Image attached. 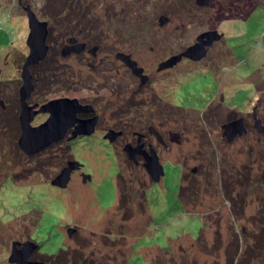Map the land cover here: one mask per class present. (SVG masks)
Instances as JSON below:
<instances>
[{"label": "rangeland", "instance_id": "374dc122", "mask_svg": "<svg viewBox=\"0 0 264 264\" xmlns=\"http://www.w3.org/2000/svg\"><path fill=\"white\" fill-rule=\"evenodd\" d=\"M178 1L0 0V264H14L8 260L12 241L24 242L32 237L40 246L29 259L43 258L44 264H54L53 261L81 264L78 262L83 254L98 264H231L227 251L234 249L236 239L239 240L238 232L232 230L234 225H238L237 229L243 225L245 234L240 236L242 243L237 259L246 257L252 264H264V228L260 227L264 226V138L257 143L259 135L253 131L248 117L243 120L248 132L232 143L222 135L221 127L234 117L254 113L252 103L256 102V97L264 96V83L260 79L264 76V0H207L206 5L181 0V8H174ZM27 4L39 20H46L52 27L46 40L49 46L46 57L30 66L35 82V89L28 98L30 105L58 97L84 99L93 96L92 93L104 94L106 90L101 88L107 70L113 73L118 68V79L129 81V71L115 59L117 51L127 52L139 66L151 71L194 43L199 33L216 28L223 34L206 56L198 60L189 58L193 62H177L173 69L177 72L196 70L207 66L208 61L214 64L216 61L220 71L215 74L216 81L205 77L195 83L199 91L193 97H180L179 80L172 84L175 90L168 89L177 94L176 105L196 109H188V113H181L180 117L175 114L178 120L173 127L184 133L182 146L174 145L172 150L155 147L164 168L159 182L151 180L141 163L130 166L121 148L112 152L97 135L74 143L71 146L73 158L69 157V160L79 161L84 168L82 173L92 179L83 181L82 174H73L66 189L50 183L65 165V162L53 163L62 154L55 155L58 147L64 148L62 142H58L59 146L58 143L51 145L52 151L46 154L41 151L30 156L19 151L20 73L29 53L26 44L29 28L23 9ZM126 9L130 10L127 14ZM128 16L142 20L147 31L132 38L124 34L128 29ZM70 36L85 43L91 55L92 46H97L94 54L98 59L110 53L114 61L96 71V79H89L86 63L80 64L77 60V56L83 54H61L64 39ZM90 54H87L89 59ZM202 59L204 61L194 63ZM183 72L177 75L184 76ZM172 82L173 79L160 80L159 85ZM252 84L258 89L255 94ZM215 85L218 87L212 100L214 116H217L207 122L203 108L200 109V98L206 101L211 94L209 90ZM95 89L98 92H94ZM221 92L224 97L220 101ZM120 100L123 102V96ZM111 102L100 100L103 105ZM116 106L107 105V111L113 113L108 121L110 125L121 108L120 104ZM47 116V113H38L32 125L40 124ZM186 117L199 121L195 127L185 126ZM109 124L107 120L104 122L105 127ZM15 125L18 126L16 139L13 137ZM209 154L217 164L215 189L202 188L203 174L198 168L194 175L197 184L192 186L194 192L184 189L179 194L183 171L192 175L191 167L209 160ZM119 167L124 178L118 181ZM248 168L250 179L246 180L245 169ZM133 176L143 181V186L138 180L134 182L137 192L131 197L133 211L126 218L118 215L121 212L116 207L104 212L102 208H109L117 198L116 183L121 189L123 179L130 180ZM252 179L260 186L258 192L249 185ZM143 187L147 207L140 203L142 194L138 190ZM240 206L242 210L238 213ZM70 228L75 231L69 234ZM256 236L261 237L258 249L247 246ZM59 245L63 249L55 254L42 253L53 252Z\"/></svg>", "mask_w": 264, "mask_h": 264}, {"label": "flooded vegetation", "instance_id": "af4514ba", "mask_svg": "<svg viewBox=\"0 0 264 264\" xmlns=\"http://www.w3.org/2000/svg\"><path fill=\"white\" fill-rule=\"evenodd\" d=\"M215 43L217 42L214 41L213 45ZM212 48L213 46L207 51L206 55L208 54L210 50H212ZM84 52H86V54H84ZM89 52L90 51H88V49H84L80 53V54H83L82 56L76 55L77 60L80 64L86 63V67L88 68V71L86 72V74L88 78L91 79L93 77L92 79L94 78L96 79V77H94L95 72L102 69L103 67L105 69V67H107L106 64L114 61V59L111 58L112 56L110 53L105 54L104 58L98 59L96 57V54L93 53L91 55ZM87 54H90V57H91L90 59ZM73 55L74 53L73 54L71 53V55L69 56H73ZM115 59L119 64L124 66L129 71V81L126 79H122V80L118 79V77L120 76L118 68H116L113 73L112 71L107 70V77L105 81H103V84H102L103 87L101 88V89L104 88V90H106L104 94L103 93L102 94L92 93L93 96L89 98H84V99L74 96L78 98L81 104L92 105L94 109V111L80 112L77 114V116L79 118L84 119V118H88L93 115H98V121L95 125V130L91 135H89L90 137L97 135L99 137L104 138L103 136L109 129L121 131V134L118 135L112 142H109L107 139H104V143L107 144L112 149V152L114 153L116 152V150L122 149V151L124 152L126 156V160L130 166H133L132 164L136 166L141 163L142 166L144 167L143 155H137L136 156L137 161L134 162L133 160L128 158L127 153L124 151V145L126 143H131L133 146H135L137 143H142V147L147 151H149L150 146H152L154 149L155 147L156 148L163 147L165 149H171V150L174 148L173 147L174 145L182 146V143H181L182 136L181 135L183 132L182 130L176 131L175 128L173 127L175 123L174 118L176 114L175 113L176 112L175 110V106H176L175 95L176 94L172 90H175L176 86L172 84H175L176 79L180 80L181 83H187L186 86L184 85V87L182 86V88H178L179 92L184 93V94L186 93L185 95H189L193 97L195 96L196 92L199 91L198 89L199 86L198 84L196 85L195 83L199 82L201 79H203V77H208L209 79H212V80L214 79L215 81L217 80L215 74L216 72H218L219 66L216 64V61H215V64L213 61H208L209 64L205 67H200L199 69L197 68L196 70H191V68L188 70H185L183 72L184 76L170 75L171 68H173L176 65L165 67L162 69H158L159 65H157V67L155 68L153 67L151 71L141 66L143 68V74L147 75V81L145 83H140V76L133 74L131 69L128 68L125 65V63L121 61L119 58L115 57ZM202 61L204 60L202 59L194 63H198ZM179 62H193V61H191L187 57H182L180 61H178V63ZM77 70H78V74H80L79 66L77 67ZM170 79H173V82L171 83V85L169 84H165L164 86L159 85L160 80L165 81V80H170ZM260 79H262V82L264 83V76L261 77ZM252 85H253L254 94H255L256 90L258 89H256L257 88L256 84H252ZM217 87L218 85H215L213 90H209L212 93L210 94L208 99L205 101L206 104L204 102V104H202L201 106V110L203 108V113L205 112L204 115L206 114L210 115L215 112V109L213 108L212 95L216 92ZM169 88H173V89L168 90ZM94 92H98V90L95 89ZM102 95L104 97H102ZM122 96L124 99L123 102H121L120 100V97ZM223 97H224L223 93L221 92L220 97H219L220 101L223 100ZM113 98H114V101L107 105H110V104L114 105L118 103L117 106H119L120 104L121 108L118 109V114H117V117L115 118V121L110 125L108 121H110V119L113 118V113H110L111 110L107 111V105H105V103L107 101H112ZM100 100L105 101L104 105L100 103ZM252 107H254L256 110V117H258L261 120L262 124L264 125V96L256 97V102L252 103L251 108ZM190 109H196V108L190 107ZM179 111H181L182 114L188 113V109L186 108L179 109ZM247 113L248 114L246 116H242L243 120L245 122V119L247 117L249 118V121L252 122L253 127H254L253 131L257 135H259L256 141L257 143H261L264 138V134H260L256 131L255 126H254V118H253L254 116H253L252 111L247 112ZM237 117H234L232 119H235ZM189 119L185 120L184 122L185 126L190 124L192 126L194 125L195 127L197 125L196 124L197 122L195 120H191V119L189 120ZM104 120L105 121L107 120V124H109V126L105 127ZM147 120L151 121L152 123H150ZM209 121H212V120H209ZM18 125H19V122H18ZM151 126L156 130L155 131L152 130ZM170 132H178L181 138L180 142L171 140ZM247 132H248V128H247ZM70 133H71V129H69L68 134L64 139L67 142H69L68 136H70ZM242 136L235 137V139L232 142H234L237 139L242 138ZM85 138H87L85 135L83 136L78 135L73 140L76 141V140L85 139ZM215 164L216 162H214L213 160H207L206 162L203 161L200 165L199 163L196 165H193L190 169V172L192 175H190L189 173L184 174V171H183L182 174L185 180L183 181V178L181 180V185L179 186V189H178L179 194L182 193L184 189H187L190 192H194V189L192 186L194 184H197V180L194 179V175L196 174L198 168L201 169L202 174H203V179L201 180L202 188L209 189V190L213 188L215 189V184L218 181V178L215 176V171H214ZM193 167H195L196 169L193 170ZM83 170H84L83 166L80 165L77 169L72 171L71 177L73 174H77V173L83 174L82 173ZM212 170L213 172H210ZM91 179L87 181H90ZM112 208H114V206ZM106 210H109V209H104L103 211H106ZM237 226L238 225H234L232 230L237 228ZM38 259L40 260V258Z\"/></svg>", "mask_w": 264, "mask_h": 264}, {"label": "water", "instance_id": "95a60500", "mask_svg": "<svg viewBox=\"0 0 264 264\" xmlns=\"http://www.w3.org/2000/svg\"><path fill=\"white\" fill-rule=\"evenodd\" d=\"M196 3L206 5L207 0H196ZM23 9L26 11L29 28L26 38L29 53L24 59L20 73L22 81L19 88L20 112L18 119L20 134L17 139V146L22 153L32 156L64 140L69 129H71V133L68 139H75L78 135H91L95 130L98 115H93L84 119L79 118L77 116L78 113L94 111V109L92 105L81 104L76 97H58L50 99L40 105L37 103L30 105L28 103V98L35 89L30 66L37 65L46 57L49 50V46L46 43L49 29L48 22L46 20H39L29 4L23 6ZM222 36L223 34L218 32L216 28L199 33L194 43L187 46L183 51L171 55L162 61L158 69L173 66L182 57H187L192 60L203 58L207 51L213 46L214 41L220 40ZM66 41L67 42L62 46L63 50L61 54L63 56L69 53L71 54L72 52L79 54L85 49V43L78 42L73 36L68 37ZM96 49L97 46H92L91 52L94 53ZM116 57L123 61L125 65L131 69L133 74L140 76V83H145L147 81V75L143 74V68L131 58L130 54L117 52ZM38 113H48V116L45 121L40 124L32 125V120ZM253 116L256 131L260 134L264 133V125L261 120L256 117L255 109ZM221 127L223 129L222 135L227 139V142H232L235 137L242 136L247 132L243 117L223 123ZM120 134L121 131L109 129L103 137L112 142ZM170 139L180 142V134L178 132H172L170 133ZM124 151L127 153L128 158L134 162L137 161V155H143L144 167L153 182H158L164 175V168L157 152L152 146H150L149 151H147L142 147V143H137L135 146L131 143H126L124 145ZM79 166L80 162L76 160L66 161V164L50 181L51 185L62 189L66 188L71 179L72 171ZM195 169L196 168L193 167V170ZM82 175L83 181L91 178L89 174L83 173ZM68 231L70 234L71 231L73 232L75 230H71L70 228ZM37 247V244L30 240L24 242L14 240L11 244V252L8 260L10 263L14 264H44V262L29 259L30 255Z\"/></svg>", "mask_w": 264, "mask_h": 264}, {"label": "trees", "instance_id": "16d2710c", "mask_svg": "<svg viewBox=\"0 0 264 264\" xmlns=\"http://www.w3.org/2000/svg\"><path fill=\"white\" fill-rule=\"evenodd\" d=\"M45 1H48V0H45ZM182 1L181 0H179L178 2H175L176 3V5H174V8L175 7H179V8H181V6L179 5L180 3H181ZM195 2H196V0H195ZM197 4V3H196ZM54 5V4H53ZM257 7V6H256ZM259 8H261V6H259ZM168 11V10H167ZM166 10H164L163 12H167ZM254 11V10H253ZM253 11H251V12H249V15L247 16V19H249L250 17H251V15H252V13H253ZM130 12V10H128V9H126L125 10V13L127 14V13H129ZM95 13V12H94ZM93 13V14H94ZM97 13H95L94 15H96ZM259 15H261V14H259ZM194 17H196V16H194ZM96 19V18H95ZM95 19H94V21H95ZM98 19V18H97ZM127 19H129V22L128 23H126V28H128L127 30H124L123 32H124V34H127L128 33V35H130V37L132 38V37H139L141 34H143V32H146L147 30L146 29H144V27L145 26H143L142 25V20L140 21H137L139 18H136V19H134V18H132V16H128L127 17ZM49 25V24H48ZM49 28H51L52 29V27L51 26H48V29ZM51 29H49V30H51ZM117 35V34H116ZM75 38L77 39V37L75 36ZM66 39H67V37L64 39V44H65V42H66ZM137 40H139L138 38H136ZM47 40V39H46ZM46 43H47V41H46ZM113 43H115L114 41H113ZM113 43L111 44V45H113ZM95 46V45H94ZM90 50V49H89ZM117 52H122V51H117ZM117 52H115V57H116V53ZM125 53H127V52H125ZM176 66H177V64H175ZM176 66H174L173 68H171V70H170V72H171V74L170 75H172V76H175V75H177V73H181V72H183L182 70L181 71H176V70H173L174 68H176ZM203 78H205V77H203ZM208 78V77H207ZM36 80V79H35ZM176 80H178V79H176ZM176 80H175V82H176ZM180 81V80H179ZM33 83H34V86H35V82H34V80H33ZM51 83H53V82H51ZM50 83V84H51ZM186 84L187 83H179V85L177 86V87H179V88H182V86L184 87V85L186 86ZM202 84H205V83H202ZM49 85V84H48ZM263 90V89H262ZM212 93V92H211ZM176 94V93H175ZM180 94V97H181V95L182 96H184L185 94L184 93H179ZM177 95V94H176ZM210 95H208V97H209ZM102 97H104L103 95H102ZM177 97V96H176ZM114 99V98H113ZM112 99V101H114ZM201 100V103L202 104H204V102H205V100H202V99H200ZM200 100H198V102L200 101ZM176 104V103H175ZM114 105H117V104H114ZM190 107H193V106H187V107H182V106H179V105H176L175 106V110H176V112L175 113H177V115H178V117H180V115H181V111H179V109L180 108H186V109H190ZM201 109V108H200ZM199 109V110H200ZM198 110V109H197ZM198 110V111H199ZM215 115V112L213 113V114H210V115H208V114H206V115H204V120H213L214 119V117H216V116H214ZM188 118H185V120H187ZM174 120H175V122H176V120H178V119H176V118H174ZM190 120V119H189ZM191 120H195L197 123H198V119L197 118H191ZM18 121V120H17ZM147 121H149V120H147ZM150 123H152L151 121H149ZM148 123V122H147ZM16 126L17 125H15V127L14 128H16ZM194 126V125H193ZM17 128H18V126H17ZM17 128H16V134H15V132H13L14 133V139H16L17 138V135H18V132H17ZM151 129L152 130H156V129H154L152 126H151ZM157 132V131H156ZM139 135H141V134H139ZM86 137H87V139H90V136L89 135H85ZM69 137V136H68ZM99 137V136H98ZM99 138H101L103 141H104V139L105 138H102V137H99ZM80 140H83V139H80ZM69 142H67L66 140H62V141H60V142H62V143H60V144H62L63 145V147L64 148H62V147H58V149H57V151L55 152V155H58V153L59 152H62V154H61V156H59L58 155V157L57 158H55L54 159V162L53 163H55V164H63V162H66L67 160H69V157L71 156L72 157V154H71V146L74 144V143H76L77 141H79V140H76V141H74L73 139H69L68 140ZM59 143L57 144V146H59L60 145ZM54 146H56V145H54ZM18 147V146H17ZM15 149H16V146H15ZM19 149V148H18ZM17 151V150H16ZM19 151H21L20 149H19ZM52 151V149L51 148H46L45 150H43V154H46V153H48V152H51ZM20 153V152H19ZM208 158H209V160H211V155L209 154V156H207ZM34 158H36V157H34ZM73 158V157H72ZM73 160V159H72ZM33 162L34 163H36V164H38V162L39 161H37L36 162V159H34L33 160ZM79 162V161H78ZM215 162V161H214ZM216 166H217V164H215V168H216ZM226 169H227V167H225ZM122 169L119 167L118 168V174H117V179H118V181L119 180H122L121 178L124 176L123 175V173H122V171H121ZM249 168L248 169H245V171H246V174H245V177H246V180H248V179H250V176H249ZM124 178V177H123ZM182 178H183V174H182V177H181V179H180V181L182 180ZM91 179V178H90ZM130 180H128V179H123V183H124V186L121 188V189H119V187H118V183H116V185H117V188H118V192H117V198H116V200H115V202H114V204L112 205V206H110L109 208H102V210H104V209H110V208H112L113 206L114 207H116L117 208V210L119 211V212H121L120 214H118V213H116V214H118V215H120L121 217L123 216V217H125L126 218V216L128 215V214H130L129 212L132 210V208H131V203H133L134 201H132V199H131V197L134 195V194H136V193H134V192H137L136 191V189H135V187H136V184L134 183V182H136V180H138L139 181V183L143 186V181L141 180V179H136L134 176L133 177H131V178H129ZM89 180V179H88ZM159 182V181H158ZM249 185H251L253 188H254V190H256V192H258L259 191V189L258 188H260V186L257 184V183H255V179H252L251 180V183H249ZM53 186V185H52ZM68 186V185H67ZM56 188H59V187H57V186H55ZM60 189V188H59ZM64 189H66V188H64ZM138 192L140 193V194H142V200L140 201V203H141V205H143V206H146L147 207V199H146V189L143 187L140 191L138 190ZM118 194H119V197H118ZM230 199L232 200V201H234L233 200V198H232V196H230ZM122 208V211H120L119 210V208ZM241 210H242V207L240 206V207H237V211H238V213H241ZM133 211V210H132ZM105 212V211H104ZM132 213V212H131ZM35 215H37V214H35ZM38 216H39V212H38V215H37V217H36V219L38 218ZM36 219H35V221H36ZM109 219V218H108ZM110 220H111V217H110ZM111 225V224H110ZM121 225H123V224H121ZM261 225V224H260ZM264 225V224H263ZM244 226L242 225V226H239V228L237 229V228H235L233 231H237L238 233V238H239V240L237 241V239H236V241H235V248L233 249V248H231V250L230 251H227V255H229V257H228V259H229V261L231 262V264H233L235 261H238L236 264H250L251 262L249 261V258H246V257H241L239 260L237 259V254H238V251H239V249H240V245H241V243H242V240H241V238H240V236H245V234H244V228H243ZM260 227H262V228H264V226H260ZM142 230V229H141ZM240 233V234H239ZM142 234V233H141ZM140 234V235H141ZM31 235V234H30ZM63 235V234H62ZM110 235H111V233H110ZM30 237V236H29ZM32 237V236H31ZM30 237V238H31ZM31 239H33L34 240V243L35 244H37V246L39 247L40 245L37 243L38 241H37V239L36 238H34V237H32ZM31 239H29L30 241H33V240H31ZM62 239H63V237H62ZM112 239V238H111ZM256 241V242H255ZM261 241V237H258V236H256L250 243H248L247 242V246H251V247H253L254 249H258L257 248V246L260 244L259 242ZM21 242V241H20ZM254 242V244H252ZM38 247L36 248V249H38ZM234 247V246H233ZM259 247V246H258ZM62 248V245H59L53 252H47V251H45V252H42L43 254H48V255H50V254H55L56 253V251H58L59 249H61ZM35 249V250H36ZM63 249V248H62ZM84 252V251H83ZM80 262H78V263H81V264H98V263H96L97 261L95 260V259H93L92 257H88V256H86V254H83L82 255V257H80ZM31 260H36V261H39V262H44V260H43V258L41 259L40 258V260L37 258V257H34L33 259H31ZM57 262L58 261H53L52 263H54V264H57ZM77 263V262H76ZM123 264H125L124 262H123ZM252 264V263H251Z\"/></svg>", "mask_w": 264, "mask_h": 264}]
</instances>
